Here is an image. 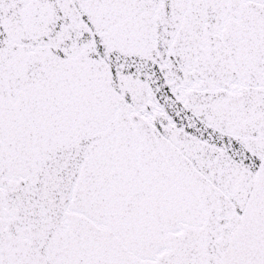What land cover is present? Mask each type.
Returning <instances> with one entry per match:
<instances>
[{
	"label": "snow or ice",
	"instance_id": "1",
	"mask_svg": "<svg viewBox=\"0 0 264 264\" xmlns=\"http://www.w3.org/2000/svg\"><path fill=\"white\" fill-rule=\"evenodd\" d=\"M0 264H264V0H0Z\"/></svg>",
	"mask_w": 264,
	"mask_h": 264
}]
</instances>
